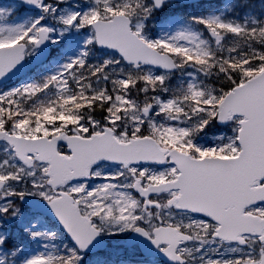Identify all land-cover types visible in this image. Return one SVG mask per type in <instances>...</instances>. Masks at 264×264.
<instances>
[{
    "label": "snow or ice",
    "instance_id": "1",
    "mask_svg": "<svg viewBox=\"0 0 264 264\" xmlns=\"http://www.w3.org/2000/svg\"><path fill=\"white\" fill-rule=\"evenodd\" d=\"M0 264H264V0L0 5Z\"/></svg>",
    "mask_w": 264,
    "mask_h": 264
},
{
    "label": "rangeland",
    "instance_id": "2",
    "mask_svg": "<svg viewBox=\"0 0 264 264\" xmlns=\"http://www.w3.org/2000/svg\"><path fill=\"white\" fill-rule=\"evenodd\" d=\"M11 3L12 2L11 1H8V0H0V5H2V6H8Z\"/></svg>",
    "mask_w": 264,
    "mask_h": 264
}]
</instances>
